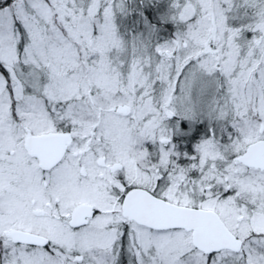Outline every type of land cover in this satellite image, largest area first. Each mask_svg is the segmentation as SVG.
I'll return each mask as SVG.
<instances>
[{"label":"snow or ice","instance_id":"1","mask_svg":"<svg viewBox=\"0 0 264 264\" xmlns=\"http://www.w3.org/2000/svg\"><path fill=\"white\" fill-rule=\"evenodd\" d=\"M0 264H264V0H0Z\"/></svg>","mask_w":264,"mask_h":264}]
</instances>
